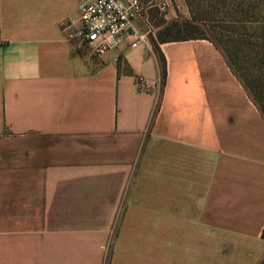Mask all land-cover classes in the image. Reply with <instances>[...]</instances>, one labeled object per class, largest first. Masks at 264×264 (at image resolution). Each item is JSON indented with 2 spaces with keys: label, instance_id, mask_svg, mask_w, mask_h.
Returning <instances> with one entry per match:
<instances>
[{
  "label": "crops",
  "instance_id": "obj_1",
  "mask_svg": "<svg viewBox=\"0 0 264 264\" xmlns=\"http://www.w3.org/2000/svg\"><path fill=\"white\" fill-rule=\"evenodd\" d=\"M85 1L0 0V264H260L264 117L224 55L153 41L170 0L91 58Z\"/></svg>",
  "mask_w": 264,
  "mask_h": 264
},
{
  "label": "trees",
  "instance_id": "obj_2",
  "mask_svg": "<svg viewBox=\"0 0 264 264\" xmlns=\"http://www.w3.org/2000/svg\"><path fill=\"white\" fill-rule=\"evenodd\" d=\"M184 1L190 19L164 26L156 32L153 41L211 40L264 117V0ZM195 7H200V11H195ZM200 24L208 26L212 38L203 32L197 36L188 34L190 29L198 30ZM159 62L163 68V80L162 55H159ZM261 236L264 238V232ZM260 264H264V257Z\"/></svg>",
  "mask_w": 264,
  "mask_h": 264
},
{
  "label": "built area",
  "instance_id": "obj_3",
  "mask_svg": "<svg viewBox=\"0 0 264 264\" xmlns=\"http://www.w3.org/2000/svg\"><path fill=\"white\" fill-rule=\"evenodd\" d=\"M170 0H86L78 6L79 29L76 33L79 45L86 47L89 57H100L106 51L117 47L122 39L130 38V47L148 45L151 26L143 14L147 6L157 7L164 11ZM145 24V31L135 25L136 19ZM134 82L138 90L145 91L160 85V80H148L143 76H135Z\"/></svg>",
  "mask_w": 264,
  "mask_h": 264
},
{
  "label": "rangeland",
  "instance_id": "obj_4",
  "mask_svg": "<svg viewBox=\"0 0 264 264\" xmlns=\"http://www.w3.org/2000/svg\"><path fill=\"white\" fill-rule=\"evenodd\" d=\"M199 8H200V7H199ZM199 8H196V7H195V11L199 12V11H200ZM201 10H202V9H201ZM189 15H190V14H189ZM198 27H199L198 30H196V29H190V30H188V34H191V35H195V36H197V35H200V32H203L202 34H204V35L209 36V37L212 38L211 33H210L209 28H208L207 25L200 24V25H198Z\"/></svg>",
  "mask_w": 264,
  "mask_h": 264
}]
</instances>
